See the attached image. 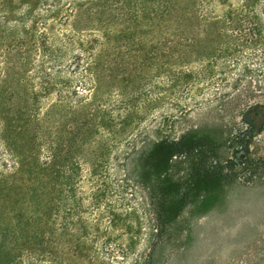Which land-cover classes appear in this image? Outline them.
Instances as JSON below:
<instances>
[{"label": "rangeland", "instance_id": "obj_1", "mask_svg": "<svg viewBox=\"0 0 264 264\" xmlns=\"http://www.w3.org/2000/svg\"><path fill=\"white\" fill-rule=\"evenodd\" d=\"M29 3L39 5V0H0V5ZM235 28L242 25L221 17L198 21L197 39L182 41L181 56L152 53L150 40L143 41L144 50H117L118 67L106 71L111 82L104 101L118 103L137 95L134 103L144 110L125 166L122 145L100 161L96 180L86 179L89 166L80 162L70 194L62 193L66 186L60 179L54 212H43L40 224L30 198L16 200L12 194L8 209L0 211V264H39V247L50 245L62 264H264V51L250 47L244 35L230 34ZM234 44L243 50L229 59L216 50ZM163 66L169 71L186 68L188 77L196 71L204 76L190 90L189 108L169 136L153 132L173 111L165 91L159 92L160 106H151L156 102L150 88L163 80L165 73L156 75ZM30 74H20V85L9 81L12 99H18L17 92L29 100ZM75 90L82 93L83 86ZM48 97L44 101H53L54 94ZM56 116L60 142L66 112ZM188 129L183 140L193 146L170 160L158 141L180 137ZM203 156L210 161L206 166L176 167L179 159ZM43 158L37 149L33 164Z\"/></svg>", "mask_w": 264, "mask_h": 264}, {"label": "trees", "instance_id": "obj_2", "mask_svg": "<svg viewBox=\"0 0 264 264\" xmlns=\"http://www.w3.org/2000/svg\"><path fill=\"white\" fill-rule=\"evenodd\" d=\"M219 7L222 13L216 14ZM217 17L238 21L242 28L231 29L230 34L244 35L250 47L264 51V0H39V5H0V211L8 209L12 194L16 200L25 195L39 210L40 224L43 212L50 216L54 212L60 179L66 186L62 193L70 194L80 162L89 166L86 179L96 180L100 175L96 167L122 145L124 167L144 110L134 103L137 95L118 103L104 101L109 72L118 67L117 50H144L143 41L150 40L152 53L181 56L182 41L197 39L198 21ZM216 50L229 59L243 48L234 44ZM169 70L165 66L158 70L156 75L165 73L164 78L150 88L155 91V102L161 98L159 92H167L173 109L168 122L163 118L155 125L157 136L173 135L178 119L189 108L190 90L204 79L199 71L188 77L186 68ZM25 71L32 73L26 102L17 92L18 99H12L8 90L11 79L20 85V74ZM78 84L83 86L82 93L75 90ZM51 94L53 101H44ZM158 102L151 106L159 107ZM60 110L66 112L62 118L67 123L59 142L55 124ZM190 130L158 141L157 146L171 160L193 146L183 140ZM248 146L244 145L247 161L252 163ZM37 149L44 152V158L33 164ZM74 151L79 157L73 156ZM177 161L178 169L193 170L210 162L207 156ZM0 236L1 246L4 232ZM39 264L62 263L50 245L39 247Z\"/></svg>", "mask_w": 264, "mask_h": 264}]
</instances>
